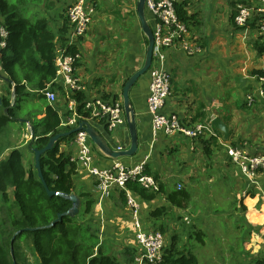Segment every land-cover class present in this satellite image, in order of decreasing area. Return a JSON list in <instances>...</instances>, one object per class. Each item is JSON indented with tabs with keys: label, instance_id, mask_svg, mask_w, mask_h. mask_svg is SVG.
Segmentation results:
<instances>
[{
	"label": "crops",
	"instance_id": "1",
	"mask_svg": "<svg viewBox=\"0 0 264 264\" xmlns=\"http://www.w3.org/2000/svg\"><path fill=\"white\" fill-rule=\"evenodd\" d=\"M73 1L56 0L54 7L56 16L53 17L57 20V25L55 23L53 26L59 28L66 22V10ZM95 2L96 9L92 20L76 45L80 57L75 64V74L85 86V90L81 92L84 99L100 97L111 101L122 98L125 81L142 67L147 39L138 20L137 0ZM182 10L187 11L189 15L187 19L189 33L201 50L192 56L180 50L171 49L167 52L165 66L171 74V93L165 101L163 112L178 115L186 125L217 116L229 128V137L225 139L227 143L242 146L250 153L264 151V97L255 93L258 80L254 74L255 71L264 69V40L257 31L258 18L251 17L246 27H235L232 21V0H186ZM145 17L151 26V13L147 9ZM2 75L5 76L3 71L0 74V93L5 86L1 84V80L4 81ZM56 87V107L61 119H64L68 116L65 99L61 88L58 85ZM148 87L149 76L146 73L129 91L135 116L138 148L133 156L118 160L131 165L145 159V171L152 174L160 184L167 185V188L179 183L190 186L193 203L198 202L195 198L196 189L205 186L209 189L211 186L212 190H207L209 202L220 189L221 193L224 192L222 209H227L231 201L237 202L235 207L241 208L244 205L245 210L241 208L244 217L241 219L246 223V228L249 226L251 228L250 235L247 234L250 239L243 244V250L251 253V256L246 257L250 258V262L245 264L264 260V173H259L254 184L242 180L240 176L236 177L235 169L233 171V165L223 148L214 152L216 161L209 162L205 157L202 143L209 138V134L204 133L194 138L178 132L172 134L158 132L154 135L151 129V116L146 106ZM33 95L32 101L36 103L38 101L39 110L24 114L23 119H30L33 116L40 119L44 114L42 101L38 95ZM248 95L253 96L250 105L246 102ZM82 121L94 127L114 149L118 146L126 147L130 143L127 123L110 132L106 124L99 119L92 121L81 119L80 122ZM221 138L224 139L223 135ZM91 147L95 163L99 166L108 167L116 160L101 152L92 141ZM59 150L71 156L77 152V147L72 140L63 141L59 144ZM225 169H228L226 174ZM75 185L79 191L91 193L94 200V215L100 220L101 229L109 233L106 237L110 239L117 237L122 240L128 233L126 240L130 245L126 246L134 251L132 234L126 231L128 209L126 203H122L120 191L116 189L110 191V195L102 201L100 212L94 180L87 175L78 174ZM141 200L145 202L141 211L144 226L156 228L163 217L156 221L155 225L153 218L149 216L150 211L157 206L169 207L170 204L163 193L151 201ZM205 205L210 206L209 203ZM163 220L168 223L167 216ZM133 256L134 253L132 259ZM242 256L244 255L241 254Z\"/></svg>",
	"mask_w": 264,
	"mask_h": 264
},
{
	"label": "trees",
	"instance_id": "2",
	"mask_svg": "<svg viewBox=\"0 0 264 264\" xmlns=\"http://www.w3.org/2000/svg\"><path fill=\"white\" fill-rule=\"evenodd\" d=\"M30 2L36 3L39 0H0V17L7 34V46L0 57V67L7 78L0 93V133L3 132L2 136L6 139L0 145V264H28L25 255L19 250L18 241L22 237L30 239L39 264H121L115 255L108 253L100 239L101 225L94 215L91 193L79 191L75 185L76 164L70 161L69 154L59 150V144L72 140L73 133L60 137L52 149L40 156L39 165L48 188L66 195L75 194L79 198V210L75 216L63 215L54 226L45 227L58 214L67 212L72 205L71 201L46 193L34 167V158L33 162H24L25 154L17 145H13L12 132L7 129L8 122L18 123L17 132L29 123L34 136L27 142L26 150L33 157L34 149L44 147L50 136L67 131V127L61 125L56 104H49L40 94L45 88L57 90L53 82L55 47L57 43L62 46L65 44L67 18L57 28L52 25V17L51 21L47 17H36L34 20L24 17L21 13L29 10L27 5ZM239 2L242 0H232V21ZM183 5L184 3L178 4L176 11L179 18L187 23L189 15L182 10ZM66 49L70 52L77 50L76 46ZM254 74L257 78L264 77V69L257 70ZM29 93L38 95L44 105V114L40 119L34 116L20 119L16 113V109H20L18 102ZM11 95L14 97L13 105ZM75 97L78 102L77 112L87 115L83 111V102L86 99L82 97V93H76ZM215 133L216 136L209 135L208 139L202 141L205 157L211 163L216 161L214 152L222 148L217 139L222 134L216 129ZM3 155L4 158L1 159ZM127 187L145 201H151L161 193L165 195L170 206H157L150 211L149 216L153 218L155 225L156 221L162 217L164 219L172 209H188L192 200L190 186L182 185L178 189L177 184L170 188L160 184L158 192L146 190L136 182H129ZM120 196L124 204L125 197L121 190ZM241 208L245 210L244 205ZM181 217V214H177L176 219L181 220ZM163 219L155 229L165 235L166 224ZM26 227L36 229L21 231L11 241L15 232ZM247 229L251 230L250 226ZM193 236L197 241L204 242L202 231H196ZM177 239L173 235L170 243L165 245L161 259L147 264H200L190 248L179 246ZM126 251L127 258L133 260L132 251ZM254 264H264V260H256Z\"/></svg>",
	"mask_w": 264,
	"mask_h": 264
},
{
	"label": "built area",
	"instance_id": "3",
	"mask_svg": "<svg viewBox=\"0 0 264 264\" xmlns=\"http://www.w3.org/2000/svg\"><path fill=\"white\" fill-rule=\"evenodd\" d=\"M186 0H145V9L152 15L153 51L151 65L147 71L149 76V91L146 97L148 114L151 116L152 133L158 132L172 134L178 132L186 137L194 138L204 133L216 136L212 124L214 116L207 120L186 125L178 115L163 112V106L171 93V74L165 66L167 52L180 50L188 56H192L201 50L200 46L191 37L187 23L181 20L176 7ZM95 7L92 0H74L66 10L68 23V36L65 44L55 47V77L54 84L58 85L63 93L66 104L67 118L61 119V125L67 128L77 127L81 119H99L106 124L108 131L113 132L118 127L127 123L123 108L122 98L111 101L100 97L86 99L83 102V116L76 110L78 102L76 93L85 90V86L75 74V64L80 57L78 50L70 52L66 48L74 47L84 36L92 20ZM233 23L235 27H246L251 17H257V31L264 40V0H242L236 4ZM7 34L0 25V57L7 46ZM2 72H0L1 74ZM258 85L255 93L264 96V77H258ZM49 104H56L57 94L55 91L45 88L40 91ZM13 100L14 97L12 98ZM253 96L248 95L246 102L250 105ZM28 127L29 123H27ZM72 143L76 145L77 152L70 156V161L76 164L77 175H87L96 183L98 192L97 205L102 211V201L110 195L113 189L124 193L125 203L128 209V225L126 231L132 234L134 244L133 264H147L158 262L166 245L165 235L155 228L145 227L141 211L145 202L127 187L129 182H136L146 190L158 192L160 183L152 175L145 171L146 160L137 161L127 165L118 159L108 167L99 166L95 163L91 140L84 130H78L73 134ZM225 155L232 163L234 175L242 177V180L255 183L259 173H264V151L250 153L242 146L227 143V140L217 137ZM120 150L121 147L116 148ZM182 184H177L179 189ZM102 215L99 216L101 218ZM100 230V239L102 232Z\"/></svg>",
	"mask_w": 264,
	"mask_h": 264
},
{
	"label": "rangeland",
	"instance_id": "4",
	"mask_svg": "<svg viewBox=\"0 0 264 264\" xmlns=\"http://www.w3.org/2000/svg\"><path fill=\"white\" fill-rule=\"evenodd\" d=\"M55 2L56 0H39V2L36 3L30 2L27 5V9L29 10L22 12L21 15L32 20L36 19V17H47L48 20L51 21L50 17H52V25L55 23L57 25V20H55V17H53L56 16L54 9V7H56ZM106 2L107 1H105V3ZM94 3H96L95 0ZM94 7L96 9L95 4ZM0 72H2L1 67ZM5 83V80L3 82L1 80V84ZM33 94L34 93H29L27 96H22L23 98L18 102L20 109H16V113L20 119H23L22 116H24V114L27 115L28 112L39 110L38 101V104L35 101H32V98L34 97ZM17 125V122H8L7 126V129L11 130L12 132L11 139L13 141V145H17V147L23 151L25 154V163H27V160L33 162V154L26 150L27 142L31 140L29 130L30 128L26 124V126L21 127L20 131L18 129L17 132ZM2 133H0V145L6 141V139L2 136ZM9 150L10 149H8V151ZM8 151L6 153H8ZM3 158L4 156L1 157V159ZM227 170L228 169H225L224 174L228 172ZM208 188L209 189H207L205 186V188L196 189L195 198L198 200V202L193 203L191 200L188 209H172L167 215L169 224L166 220H164V223L166 224V244L170 243V239L173 235H176L179 246L185 245L186 247L190 248L191 252L196 256L200 264H245L246 262H250V258L246 259V257L251 256V253L249 254L243 250L244 242L249 241L250 239L247 237V234L250 235V229L246 228V223L241 219L244 217L241 208L239 206L235 207L237 202L231 201V204H229L227 207L228 210L222 209L224 202V192L221 193L220 189L216 196L213 197V200L209 202L210 198L207 190H212L213 187L209 186ZM203 190L205 191L202 192ZM12 196V191H10L11 199ZM208 203L210 206L205 205ZM219 207H221L220 210ZM177 214H181V220L176 219ZM198 230L204 233V242L202 243L197 241L193 236V234ZM106 235H109V233L103 231L102 240L108 250V253L115 255L116 259L121 264H133V261L127 258V249H130L132 254L134 253L132 248L126 246V244L130 245L126 240L128 233L122 240H119L117 237L110 239L106 237ZM18 243L19 250L25 255L27 263L39 264V260L32 249L30 239L22 237ZM247 251L250 252V250ZM241 254L244 256L241 257ZM244 259H246V261H243Z\"/></svg>",
	"mask_w": 264,
	"mask_h": 264
},
{
	"label": "water",
	"instance_id": "5",
	"mask_svg": "<svg viewBox=\"0 0 264 264\" xmlns=\"http://www.w3.org/2000/svg\"><path fill=\"white\" fill-rule=\"evenodd\" d=\"M136 12L138 16L139 23L141 25V29L144 32L146 39H147V46H146V51H145V59L142 67L137 69L133 74H131L127 80L125 81L123 88H122V101H123V108H124V113L126 116L127 120V125L129 129V136H130V143L126 147H121L120 150H116L113 148V146L105 140L102 135H100L97 130L92 127L88 122L82 121L79 122V125L77 127H73L68 129L66 132H59L56 133L55 135L50 136L47 144L42 147V148H35L34 149V167L37 170V174L39 179L42 181L43 186L46 190V193L49 196L52 195H59L62 196L66 199H69L71 201V207L69 210L65 213L58 214L56 219H54L52 222H50L48 225L45 227H51L54 226L58 221H60L63 217V215L69 214L70 216H75V214L79 210V198L75 194L71 195H66L63 193H59L55 190H51L48 188V186L45 183V180L42 176L40 165H39V160L40 156L47 152L48 150L52 149L55 145L56 142H58L59 138L62 136H67L70 134H74L78 130H84L87 132L90 140L95 144L97 148L100 149L101 152H103L105 155L110 156L112 158L118 159V158H123L127 156H133L135 152L137 151L138 148V140H137V133H136V123H135V116H134V110L133 107L131 106V102L129 99V91L131 87L135 84V82L144 74L147 73L151 61H152V51H153V34H152V29L151 26L148 24L147 19L145 17V0H137L136 4ZM2 78L7 81V78L2 75ZM13 98V96H12ZM212 124L216 130L222 133L224 139H228L229 137V128L227 124H225L221 118L215 116L212 119ZM30 129V135L31 139L33 138V128L29 127ZM36 228H22L18 230L17 232L14 233L11 241L15 238L17 233L21 231H26V230H34ZM11 253H12V248H11ZM14 262V261H13ZM15 264V262H14Z\"/></svg>",
	"mask_w": 264,
	"mask_h": 264
},
{
	"label": "clouds",
	"instance_id": "6",
	"mask_svg": "<svg viewBox=\"0 0 264 264\" xmlns=\"http://www.w3.org/2000/svg\"><path fill=\"white\" fill-rule=\"evenodd\" d=\"M4 76V75H3Z\"/></svg>",
	"mask_w": 264,
	"mask_h": 264
}]
</instances>
